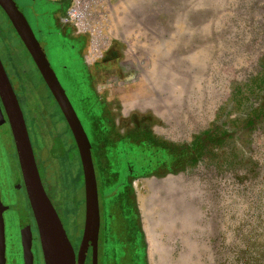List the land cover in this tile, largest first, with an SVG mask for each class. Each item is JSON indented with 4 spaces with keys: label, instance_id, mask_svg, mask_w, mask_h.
Here are the masks:
<instances>
[{
    "label": "rangeland",
    "instance_id": "obj_1",
    "mask_svg": "<svg viewBox=\"0 0 264 264\" xmlns=\"http://www.w3.org/2000/svg\"><path fill=\"white\" fill-rule=\"evenodd\" d=\"M74 6L82 17L74 25L89 32V48L112 56L98 70L97 88L113 99L109 103L120 116L150 118L176 145L203 137L215 141L178 175L135 181L147 263L264 264V0H71L69 9ZM0 15L5 32L16 34ZM5 48L0 40L17 89L21 81ZM18 54L25 79L48 94L25 49ZM56 72L97 148L98 121L91 119L96 102L81 101L84 87L76 73ZM27 89L48 141H35L32 134L40 169L51 174L54 128L42 119L47 111L37 92ZM72 178L60 215L78 251L85 193L83 181ZM115 188L110 183L107 190ZM109 243L100 236L98 264H106ZM86 264H92L91 254Z\"/></svg>",
    "mask_w": 264,
    "mask_h": 264
},
{
    "label": "flooded vegetation",
    "instance_id": "obj_2",
    "mask_svg": "<svg viewBox=\"0 0 264 264\" xmlns=\"http://www.w3.org/2000/svg\"><path fill=\"white\" fill-rule=\"evenodd\" d=\"M15 1L42 45L56 75V69L68 74L76 73L84 87V94L79 95L81 101L86 104L90 98L96 102L91 119L95 118L98 121V147L95 148L93 142L91 147L98 192L101 190L102 195V202L99 197V240L101 236L104 242H111L108 254L105 255L106 264H148L135 181L141 178L176 176L185 168L199 162L202 155L215 146V141L203 137L191 144L176 145L155 130L150 118L138 120L134 115L120 116L109 103L113 99L103 97L97 88L98 70L111 60L112 56L108 53L99 56L95 50L89 48V32L77 29L68 16L71 0ZM0 10L14 31L15 28L8 16L1 7ZM3 20L0 15V40L6 47V58L8 59V56L13 58L9 64L21 81L20 88L16 89L1 55L0 58L23 111L42 183L61 218L60 213L66 208L63 191L64 188H68V178L64 176L57 158L50 157L49 162L54 166L51 174L43 175L41 172L34 140L40 142L44 140L46 144L48 141L43 137L41 121L33 111L34 96L29 95L27 88L36 91L42 100V106L47 111V114H42V119H48L49 125L54 128V132L51 133L54 143L58 128L65 127L67 121L16 30L18 38L14 35L15 46L11 41L14 32H5ZM22 48L33 61L41 82L48 89V94L41 95L38 92L34 79L29 81L25 79L23 73L27 71L23 68L24 64L17 61ZM0 106L3 112V119L0 118V199L4 205L3 233L0 229V264H45L38 221L28 196L15 137L1 96ZM56 107L63 118L56 120L55 116H52V111L56 110ZM67 126L70 130L68 123ZM218 130L219 126L212 129L210 135H214L215 138ZM110 183H116V191L107 190ZM89 254L92 255L91 249L88 256Z\"/></svg>",
    "mask_w": 264,
    "mask_h": 264
},
{
    "label": "water",
    "instance_id": "obj_3",
    "mask_svg": "<svg viewBox=\"0 0 264 264\" xmlns=\"http://www.w3.org/2000/svg\"><path fill=\"white\" fill-rule=\"evenodd\" d=\"M0 7L10 19L57 101L75 140L83 171L85 220L80 247L76 251L42 183L23 111L0 58V96L8 113L28 196L38 221L45 264H86L90 249L92 252V264H98L100 207L91 142L73 104L51 67L42 45L36 38L25 15L18 8L16 1L0 0ZM0 118L3 119L1 106ZM3 209L4 205L0 199V229L2 233Z\"/></svg>",
    "mask_w": 264,
    "mask_h": 264
},
{
    "label": "trees",
    "instance_id": "obj_4",
    "mask_svg": "<svg viewBox=\"0 0 264 264\" xmlns=\"http://www.w3.org/2000/svg\"><path fill=\"white\" fill-rule=\"evenodd\" d=\"M15 35H16L15 37L18 38L17 34ZM11 40L13 45L16 46L15 38L12 37ZM12 59L13 58L11 56H8V60L10 62ZM52 116H55L56 120L63 118L58 107H56V110L53 109ZM77 152L78 151L74 142V138L67 124L65 123V127L58 128L57 130L54 147L52 148L51 151V157L57 158L59 160L64 176L67 177L68 180L74 177L72 178L74 183L83 181L82 166ZM72 166L76 167L77 170L76 173L73 172L74 168Z\"/></svg>",
    "mask_w": 264,
    "mask_h": 264
},
{
    "label": "built area",
    "instance_id": "obj_5",
    "mask_svg": "<svg viewBox=\"0 0 264 264\" xmlns=\"http://www.w3.org/2000/svg\"><path fill=\"white\" fill-rule=\"evenodd\" d=\"M68 16L70 20H72L77 25L82 23L81 12L77 9V7H71L68 11Z\"/></svg>",
    "mask_w": 264,
    "mask_h": 264
}]
</instances>
